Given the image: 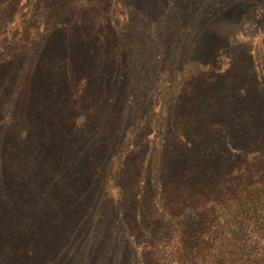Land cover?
I'll return each mask as SVG.
<instances>
[{
  "label": "rangeland",
  "instance_id": "obj_1",
  "mask_svg": "<svg viewBox=\"0 0 264 264\" xmlns=\"http://www.w3.org/2000/svg\"><path fill=\"white\" fill-rule=\"evenodd\" d=\"M260 178L264 0H0V264H206Z\"/></svg>",
  "mask_w": 264,
  "mask_h": 264
},
{
  "label": "trees",
  "instance_id": "obj_2",
  "mask_svg": "<svg viewBox=\"0 0 264 264\" xmlns=\"http://www.w3.org/2000/svg\"><path fill=\"white\" fill-rule=\"evenodd\" d=\"M197 185V189L211 193L205 183ZM255 189L260 203H214L204 207L205 220L200 226L206 239L192 246L197 261L264 264V178L258 179Z\"/></svg>",
  "mask_w": 264,
  "mask_h": 264
}]
</instances>
